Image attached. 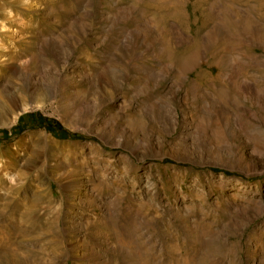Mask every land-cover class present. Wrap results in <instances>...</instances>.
Returning <instances> with one entry per match:
<instances>
[{
	"label": "rangeland",
	"instance_id": "374dc122",
	"mask_svg": "<svg viewBox=\"0 0 264 264\" xmlns=\"http://www.w3.org/2000/svg\"><path fill=\"white\" fill-rule=\"evenodd\" d=\"M1 86L0 264H264V0H0Z\"/></svg>",
	"mask_w": 264,
	"mask_h": 264
},
{
	"label": "bare ground",
	"instance_id": "6f19581e",
	"mask_svg": "<svg viewBox=\"0 0 264 264\" xmlns=\"http://www.w3.org/2000/svg\"><path fill=\"white\" fill-rule=\"evenodd\" d=\"M5 86V85H4ZM4 86L0 87V96L2 98H0V108H2L3 110H10V107H13L16 105L17 103V95H16V91H8ZM16 92V93H15ZM21 92L23 94H25V96H30L29 95V90L27 88H24L21 90ZM21 100V106H20V110L13 113L12 116H10V118H2L0 116V126H10L13 123L16 122L18 116L26 111H28L29 109L35 108V109H39L42 108L45 104L46 101L42 100V99H37L35 101H33L32 103H26L23 98H20Z\"/></svg>",
	"mask_w": 264,
	"mask_h": 264
},
{
	"label": "trees",
	"instance_id": "16d2710c",
	"mask_svg": "<svg viewBox=\"0 0 264 264\" xmlns=\"http://www.w3.org/2000/svg\"><path fill=\"white\" fill-rule=\"evenodd\" d=\"M28 117L38 120L35 123V125L43 127L51 133H56V134H60V135H64L66 133V131L63 128H61V126H59V124H57L56 122H54V124L52 122L50 123L48 120L41 117L38 113L35 115L28 114ZM22 119H23V117L20 116V118L18 119V122L22 121ZM16 132L17 133L21 132V129L19 130V124L16 126H13L11 128L12 134H16ZM0 135L2 137H7V131L6 130L0 131Z\"/></svg>",
	"mask_w": 264,
	"mask_h": 264
}]
</instances>
